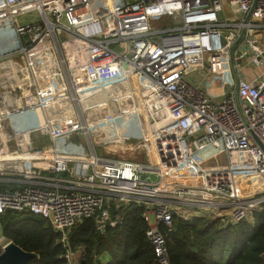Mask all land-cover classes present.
Wrapping results in <instances>:
<instances>
[{
  "label": "built area",
  "instance_id": "built-area-1",
  "mask_svg": "<svg viewBox=\"0 0 264 264\" xmlns=\"http://www.w3.org/2000/svg\"><path fill=\"white\" fill-rule=\"evenodd\" d=\"M249 66L264 67V0H0V181L24 183L0 190V215L47 218L68 264L76 223L122 221L111 204L145 206L163 264L176 215L253 223L264 70Z\"/></svg>",
  "mask_w": 264,
  "mask_h": 264
},
{
  "label": "trees",
  "instance_id": "trees-1",
  "mask_svg": "<svg viewBox=\"0 0 264 264\" xmlns=\"http://www.w3.org/2000/svg\"><path fill=\"white\" fill-rule=\"evenodd\" d=\"M15 188L16 184L0 183V190ZM110 209L122 221L108 226L106 233L99 232L90 217L70 229L68 247L85 249L80 264H163L147 236L145 206L111 204ZM0 223L7 241L39 255L28 264H68L62 234L47 218L29 210H7L0 215ZM174 228L166 244L170 264H264V209L255 213L253 223L224 224L221 219L200 216L184 220L176 215Z\"/></svg>",
  "mask_w": 264,
  "mask_h": 264
},
{
  "label": "water",
  "instance_id": "water-1",
  "mask_svg": "<svg viewBox=\"0 0 264 264\" xmlns=\"http://www.w3.org/2000/svg\"><path fill=\"white\" fill-rule=\"evenodd\" d=\"M243 34L244 31L240 33V37L235 41L234 45L241 41L244 36ZM248 48L249 45H246L242 47V51H246ZM249 53H252L251 49H249ZM237 54H239V52ZM0 251V264H28L30 259L39 258V255L36 252L23 249L20 245L12 240L6 241L1 247Z\"/></svg>",
  "mask_w": 264,
  "mask_h": 264
},
{
  "label": "rangeland",
  "instance_id": "rangeland-1",
  "mask_svg": "<svg viewBox=\"0 0 264 264\" xmlns=\"http://www.w3.org/2000/svg\"><path fill=\"white\" fill-rule=\"evenodd\" d=\"M18 19H19L20 22L27 23V22H33L34 20L40 19V16H39L38 13L32 12V13H28V14L19 16ZM92 135H93L92 136L93 140L95 142H97L99 137H100V134L95 133V134H92ZM96 149H97V154L99 153L100 155H105V153H103V147L98 146ZM202 211H203V209H202ZM107 260H108V258L106 257L105 261H107Z\"/></svg>",
  "mask_w": 264,
  "mask_h": 264
},
{
  "label": "crops",
  "instance_id": "crops-1",
  "mask_svg": "<svg viewBox=\"0 0 264 264\" xmlns=\"http://www.w3.org/2000/svg\"><path fill=\"white\" fill-rule=\"evenodd\" d=\"M259 36H261V33H258ZM264 70V67L262 68H253L251 66L249 67H245L244 69V74H246V76H251V75H254L256 73H258L259 71H263ZM3 182H7V184H16L17 185V188H20V187H23L24 183H15V182H10V181H7V180H3V181H0V183H3ZM0 232H1V235H4V232L2 231V225H1V228H0ZM7 241V239L5 238V241H0V248L5 244V242Z\"/></svg>",
  "mask_w": 264,
  "mask_h": 264
},
{
  "label": "bare ground",
  "instance_id": "bare-ground-1",
  "mask_svg": "<svg viewBox=\"0 0 264 264\" xmlns=\"http://www.w3.org/2000/svg\"><path fill=\"white\" fill-rule=\"evenodd\" d=\"M24 121H25V119H24L23 115H16V116L14 117V122H15V124H16V127H17L20 131H21V129H23ZM204 153H205V154H208L209 151H205Z\"/></svg>",
  "mask_w": 264,
  "mask_h": 264
}]
</instances>
